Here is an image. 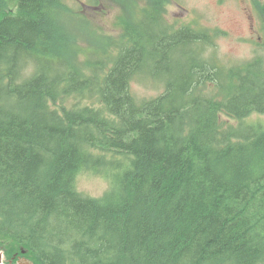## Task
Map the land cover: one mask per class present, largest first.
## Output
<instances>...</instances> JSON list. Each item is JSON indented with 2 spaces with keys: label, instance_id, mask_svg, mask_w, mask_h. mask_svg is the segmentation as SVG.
I'll return each instance as SVG.
<instances>
[{
  "label": "trees",
  "instance_id": "16d2710c",
  "mask_svg": "<svg viewBox=\"0 0 264 264\" xmlns=\"http://www.w3.org/2000/svg\"><path fill=\"white\" fill-rule=\"evenodd\" d=\"M64 1L0 0V236L19 247L5 263L264 264V124L245 122L264 115V60L219 65V32L174 29L163 0L113 52L85 51ZM141 73L163 91L136 98ZM82 170L109 175L103 197L76 189Z\"/></svg>",
  "mask_w": 264,
  "mask_h": 264
},
{
  "label": "rangeland",
  "instance_id": "374dc122",
  "mask_svg": "<svg viewBox=\"0 0 264 264\" xmlns=\"http://www.w3.org/2000/svg\"><path fill=\"white\" fill-rule=\"evenodd\" d=\"M152 0H65L66 12L63 20L71 30L72 42L85 51L107 49L113 52L115 43L122 34L124 23L139 19L143 5ZM166 22L173 28L191 26L195 29L209 30L214 34L205 55L214 57L219 65L233 67L255 58L264 60V0H163ZM148 29L158 28L148 24ZM140 28V29H139ZM139 31H144L140 25ZM189 46L184 44L170 57L171 63L188 62ZM94 54L89 56L96 57ZM83 53L82 58H85ZM29 64L26 71H30ZM130 90L139 100L153 98L163 91L159 80L147 73H141L130 84ZM75 97V96H74ZM71 97L68 106L77 104L78 99ZM226 119V118H224ZM260 120L264 115L250 116L245 122ZM227 121V119H226ZM111 186L109 175L82 170L75 178L76 189L93 198L103 197ZM0 251L11 258L19 247L10 239L0 236ZM4 254V253H3ZM19 264H30L21 260Z\"/></svg>",
  "mask_w": 264,
  "mask_h": 264
},
{
  "label": "water",
  "instance_id": "95a60500",
  "mask_svg": "<svg viewBox=\"0 0 264 264\" xmlns=\"http://www.w3.org/2000/svg\"><path fill=\"white\" fill-rule=\"evenodd\" d=\"M24 252H25V251H23V253H24ZM21 260H26V261H28V260L25 259V258H20V259L18 260V262L14 263V264H19V262H20ZM28 262H29V261H28ZM29 263L32 264L31 262H29ZM0 264H6L5 261H4V255H3L2 251H0ZM10 264H12V263H10Z\"/></svg>",
  "mask_w": 264,
  "mask_h": 264
}]
</instances>
